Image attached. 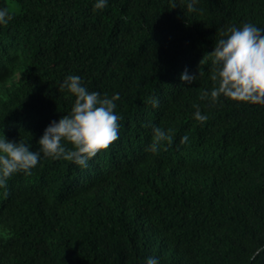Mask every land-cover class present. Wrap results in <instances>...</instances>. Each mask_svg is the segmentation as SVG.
Segmentation results:
<instances>
[{"label":"trees","instance_id":"trees-1","mask_svg":"<svg viewBox=\"0 0 264 264\" xmlns=\"http://www.w3.org/2000/svg\"><path fill=\"white\" fill-rule=\"evenodd\" d=\"M94 3L0 0V134L39 150L71 111L68 75L119 93L122 117L86 167L41 153L0 188V264H264V100L200 98L207 53L231 26L264 28V0ZM154 126L173 140L151 152Z\"/></svg>","mask_w":264,"mask_h":264},{"label":"clouds","instance_id":"clouds-1","mask_svg":"<svg viewBox=\"0 0 264 264\" xmlns=\"http://www.w3.org/2000/svg\"><path fill=\"white\" fill-rule=\"evenodd\" d=\"M197 0H187V10L194 11ZM108 0H95L94 9L106 7ZM173 4L172 8H175ZM12 19L6 7H0V25H7ZM211 61L209 79L213 82L210 90H204L201 99L216 102L224 96L238 101L259 102L264 100V28L248 22L241 26H231L221 33L215 42L214 50L207 53ZM198 75L185 70L180 80L191 84ZM74 95L71 111L58 120L51 121L37 141L40 148L33 151L29 143L11 140L0 134V188H6L8 180L15 174L30 173L45 157L64 159L86 167L90 158L98 151L107 148L119 136V121L122 117L115 112L119 93L111 98L89 91L78 75H68L61 85ZM155 107V102H153ZM194 118L205 122L208 116L202 114L199 105H194ZM153 143L149 151L156 152L162 142L173 140L165 130L158 126L152 128ZM188 140L187 135L181 143ZM72 148H68L66 143ZM146 264H158V259L149 257Z\"/></svg>","mask_w":264,"mask_h":264}]
</instances>
